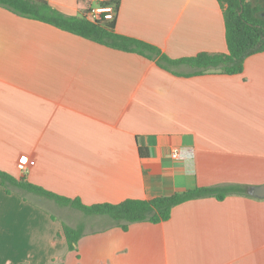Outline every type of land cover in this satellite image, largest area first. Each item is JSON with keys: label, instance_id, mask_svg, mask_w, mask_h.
<instances>
[{"label": "crops", "instance_id": "0c3cea01", "mask_svg": "<svg viewBox=\"0 0 264 264\" xmlns=\"http://www.w3.org/2000/svg\"><path fill=\"white\" fill-rule=\"evenodd\" d=\"M46 1L69 16L102 2ZM116 32L172 59L228 52L219 0H120ZM194 73L0 6V170L89 206L264 185V52L239 75ZM25 196L0 188V264H264V199L191 200L125 231ZM63 223L84 227L78 251Z\"/></svg>", "mask_w": 264, "mask_h": 264}, {"label": "trees", "instance_id": "16d2710c", "mask_svg": "<svg viewBox=\"0 0 264 264\" xmlns=\"http://www.w3.org/2000/svg\"><path fill=\"white\" fill-rule=\"evenodd\" d=\"M224 13L226 26V54H200L196 57L172 59L161 50L135 38L116 32V18L113 21L92 22L85 15L69 16L54 9L46 0H0V6L15 14L52 25L84 39L112 49L128 51L142 55L167 70L187 65L195 75L219 72L239 75L244 71L245 60L257 53L264 52V19L260 18L262 7L250 0H219ZM102 5H111L116 10L120 0H103ZM0 188L7 194L19 193L35 195L53 201L62 208H71L86 216H107L115 224L127 231L132 224L149 222L159 224L170 220L176 206L191 200L213 197L223 201L228 196L238 195L254 198L250 194L252 186L227 185L198 187L173 196L154 200H126L120 204L85 205L80 199H71L35 185L23 176L17 178L0 170ZM84 235L83 227H72L63 223L62 236L66 239L70 251H78V243ZM60 264H65L63 261Z\"/></svg>", "mask_w": 264, "mask_h": 264}, {"label": "built area", "instance_id": "2783aa9c", "mask_svg": "<svg viewBox=\"0 0 264 264\" xmlns=\"http://www.w3.org/2000/svg\"><path fill=\"white\" fill-rule=\"evenodd\" d=\"M84 15L92 22L113 21L116 18V10L113 6L102 5L100 2L94 7H90ZM171 157L173 159L192 161L195 158V151L194 149L188 147L176 148L173 150ZM27 166V161H23L20 163L19 169L21 172H26L28 169Z\"/></svg>", "mask_w": 264, "mask_h": 264}, {"label": "water", "instance_id": "95a60500", "mask_svg": "<svg viewBox=\"0 0 264 264\" xmlns=\"http://www.w3.org/2000/svg\"><path fill=\"white\" fill-rule=\"evenodd\" d=\"M250 194L254 198L264 199V185L258 186V187H253L250 190Z\"/></svg>", "mask_w": 264, "mask_h": 264}, {"label": "rangeland", "instance_id": "374dc122", "mask_svg": "<svg viewBox=\"0 0 264 264\" xmlns=\"http://www.w3.org/2000/svg\"><path fill=\"white\" fill-rule=\"evenodd\" d=\"M33 196L35 197V195H33ZM37 198H38V197H37ZM40 201H41V200H40ZM43 201L46 202V203H50V201H48V200H43ZM80 213H81V212H80ZM80 215H84V214L81 213ZM82 217L85 218L86 216L84 215V216H82ZM74 218L76 219L77 217L75 216ZM80 218H81V217H80ZM80 218H79V219H80ZM79 219H78V220H79ZM80 220H82V224L85 222V220H84L83 218L80 219ZM82 224H81V225H82ZM83 229H84V227H83Z\"/></svg>", "mask_w": 264, "mask_h": 264}]
</instances>
